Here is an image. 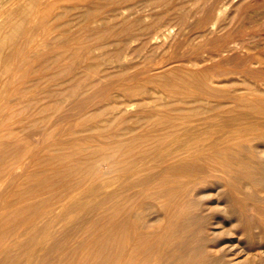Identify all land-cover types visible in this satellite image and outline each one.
Instances as JSON below:
<instances>
[{
	"label": "rangeland",
	"instance_id": "374dc122",
	"mask_svg": "<svg viewBox=\"0 0 264 264\" xmlns=\"http://www.w3.org/2000/svg\"><path fill=\"white\" fill-rule=\"evenodd\" d=\"M44 1L0 0V264H264V0Z\"/></svg>",
	"mask_w": 264,
	"mask_h": 264
},
{
	"label": "bare ground",
	"instance_id": "6f19581e",
	"mask_svg": "<svg viewBox=\"0 0 264 264\" xmlns=\"http://www.w3.org/2000/svg\"><path fill=\"white\" fill-rule=\"evenodd\" d=\"M33 1V0H32ZM35 1H37V0H35ZM29 3L28 4H30V1H28ZM47 1H44V0H40V2H36L37 4H36V8L35 7H33L35 10L32 12V9L33 8H31V12H32V14H31V16H30V18L33 16V14H35L36 12H39L40 11V9H42V7H44V3H46ZM27 3V2H26ZM35 3V2H34ZM17 4V3H16ZM21 5H23V1L21 2ZM27 5V4H26ZM24 6V7H20V9L17 11V12H15V13H17V14H21V15H24V13H27V11L29 12V10H28V6ZM47 5V4H46ZM30 7H31V4L29 5ZM35 6V5H34ZM50 6V5H49ZM48 6V7H49ZM27 8V9H26ZM45 9H47V8H45ZM50 9H52V8H50ZM49 9V11H51ZM49 11H47V13H49ZM35 12V13H34ZM44 12H45V10H44ZM46 13V12H45ZM27 15V14H26ZM10 16V15H9ZM28 16V15H27ZM27 16H26V18H27ZM37 16V15H36ZM28 18H29V16H28ZM27 18V19H28ZM25 19V18H24ZM35 19V18H34ZM7 23L9 24V25H11V23H12V19L11 18H9L8 19V21H7ZM2 28V27H1ZM8 28V27H7ZM16 28H18V26L16 27ZM16 30V29H15ZM18 31H16V32H13L14 34L15 33H17ZM31 32V31H30ZM30 32H28L29 34L28 35H30ZM7 33V32H6ZM4 34V35H2L1 33H0V116H2V103H4V101L6 102L7 100L6 99H8L7 97H6V95H4V92H6L7 91V89L6 88H11V86L13 85V83H14V79L13 78H10V77H7L8 75H10V76H15V74H16V72H18V71H20V67L19 66H17V68H14V69H12L11 67H9L8 66V64H7V62H8V59H9V57H14V58H22V54H23V50H22V46H20V45H18L17 44V41H16V37L14 36V35H10L9 33H7V34ZM32 33V32H31ZM16 35V34H15ZM28 35L26 36V37H28ZM24 36H25V33H24ZM17 37H18V35H17ZM31 37V36H30ZM26 39V38H25ZM30 39V38H29ZM27 40V39H26ZM32 41V40H31ZM30 41V42H31ZM27 42V44H28V41H26ZM6 45H10L11 46V52H10V54H5L4 53V48H5V46ZM24 57V56H23ZM12 59V58H11ZM12 61V60H11ZM11 61H9V62H11ZM16 64V63H15ZM17 65V64H16ZM9 78V79H8ZM5 89H6V91H5ZM9 90V89H8ZM12 92V91H11ZM8 95V94H7ZM9 96V95H8ZM10 98V97H9ZM8 102H9V100H8ZM5 124V123H4ZM0 134H1V132H0Z\"/></svg>",
	"mask_w": 264,
	"mask_h": 264
}]
</instances>
